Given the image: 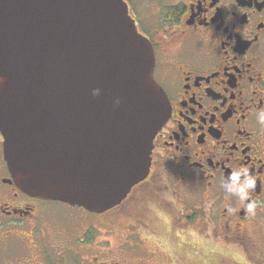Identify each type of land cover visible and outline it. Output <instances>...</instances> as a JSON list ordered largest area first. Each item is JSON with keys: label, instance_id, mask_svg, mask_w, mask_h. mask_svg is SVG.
<instances>
[{"label": "flooded vegetation", "instance_id": "obj_1", "mask_svg": "<svg viewBox=\"0 0 264 264\" xmlns=\"http://www.w3.org/2000/svg\"><path fill=\"white\" fill-rule=\"evenodd\" d=\"M126 1L153 44L154 78L170 103L150 173L119 206L100 214L34 197L13 179L0 131V264H155L154 249L161 247L153 224L162 217L194 264H218L231 255L197 241L198 221L217 228L233 252L228 264H264V125L257 119L264 109V0ZM241 166L256 177L243 203L222 187ZM160 181L166 194L155 190ZM152 197L167 206L176 199L184 209L176 220L173 205L165 210ZM251 201L255 215L246 212ZM58 203L84 214H68V220ZM122 212L127 220L116 229ZM101 226L108 234L103 241ZM117 230L126 234L116 247L110 238ZM175 261L167 263L181 264Z\"/></svg>", "mask_w": 264, "mask_h": 264}, {"label": "water", "instance_id": "obj_2", "mask_svg": "<svg viewBox=\"0 0 264 264\" xmlns=\"http://www.w3.org/2000/svg\"><path fill=\"white\" fill-rule=\"evenodd\" d=\"M154 68L126 0H0V131L19 188L93 213L119 206L170 117Z\"/></svg>", "mask_w": 264, "mask_h": 264}, {"label": "rangeland", "instance_id": "obj_3", "mask_svg": "<svg viewBox=\"0 0 264 264\" xmlns=\"http://www.w3.org/2000/svg\"><path fill=\"white\" fill-rule=\"evenodd\" d=\"M160 1H162V0H160ZM166 1L173 3L176 0H166ZM154 187H155V190L157 189L156 190L157 192H159L158 189L162 188V190H164V193L165 194L167 193L166 192L167 186L162 181H160ZM141 189L142 188L140 187L139 190L141 191ZM139 190H138V193L140 192ZM170 194L171 193L169 192L168 193V197H171ZM150 200H151L152 204H156L157 203V204L163 205V209H165V210L170 209L171 205H173L175 211L171 212V213H174V214H172L173 216H175L174 219H176V217L178 216V213H179V212H176V211L182 212L181 210L184 209L182 206H179L178 203H180V202H177L176 199L169 198L168 205H170V206L165 205V201L163 202V200H161V199L156 201L155 198L152 197ZM197 202H199V199H198ZM131 203H133L132 200L131 201L129 200L125 204L129 205ZM58 204L61 205V207H62L61 210L64 211L63 213H65L67 215L68 214H70V215L71 214H75V215L84 214L83 212H81V209H79V207H73V206H70V205L65 204V203H58ZM182 204L183 203L181 202L180 205H182ZM124 210H125V206H124V208H122L121 211H124ZM112 212H116V210L112 211ZM70 215H68V220L71 217ZM114 215L115 214H112V216H110V217L106 216L105 219L109 220V218L110 219L114 218L115 217ZM172 215H170V216L172 217ZM118 217H121V220L115 222L116 223V229H117V226L120 223H125V221L127 220L126 219V214L124 212H122ZM163 218L164 217H162V220L161 219L156 220L154 222V224H153L154 225L153 229H155L160 234V239L158 240V242H159V246L161 247L160 249L159 248L154 249V251L156 253V257H158V258H156L155 255H153V258H156V260H157L155 262V264H166L167 261L169 263V261H170V259H172V257H173V259H176L175 262H177V263L194 264V262H192L193 260H191V258L194 257V256L193 255H189L190 257H188L186 249H183V246L181 248L178 246L180 244L181 240L172 238L170 236V234L167 232V229L173 228V224L167 219V217L165 219L166 220L165 222L163 221ZM101 227H102V233H100V235H101V240L103 241L104 239L108 238V234H107V229L104 226H101ZM195 230H196V232L194 233V237L198 239L197 241H199V242L203 241V240L209 241V243H210L209 245L212 248L213 253L217 254L218 251H224V252H228L229 254L232 255L233 252H229L228 250H226L228 244H226L221 238H219V235H217L218 230H217V228L214 227V225H212V226L209 225L208 226V225H205L204 223L198 221L196 223L194 231ZM125 234H126V232H121V231L117 230V231H115L114 235H111L112 238H110V239L113 241L114 245H116V247H117L119 245V243L121 242L120 236H124ZM176 243H178V244L176 245ZM210 247L208 246V248H210ZM233 247L235 248L236 251L239 252V250H240L239 247H237L235 245ZM163 250L166 251V252H163ZM224 252H221V253H223L222 255H224V256L221 255L222 257H226ZM231 255H229L227 258H225L226 261L224 260V258H221V260L218 261V264H228L229 261L232 260V259H230L232 257Z\"/></svg>", "mask_w": 264, "mask_h": 264}, {"label": "clouds", "instance_id": "obj_4", "mask_svg": "<svg viewBox=\"0 0 264 264\" xmlns=\"http://www.w3.org/2000/svg\"><path fill=\"white\" fill-rule=\"evenodd\" d=\"M2 83L3 77H0V84ZM92 95H100V89H93ZM115 103L118 105L120 103L119 99ZM257 119L261 125H264V109L258 111ZM222 187H224L227 193L236 196L243 203L249 201L250 193L256 187V177L249 173L247 167L241 166L230 173L227 180L223 182ZM256 206L255 201L247 203L246 212L255 215Z\"/></svg>", "mask_w": 264, "mask_h": 264}]
</instances>
